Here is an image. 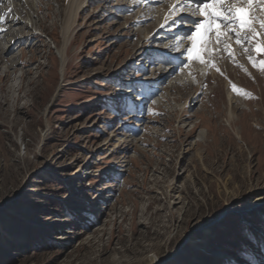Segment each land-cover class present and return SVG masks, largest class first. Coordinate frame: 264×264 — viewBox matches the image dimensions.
Instances as JSON below:
<instances>
[{"label": "rangeland", "instance_id": "1", "mask_svg": "<svg viewBox=\"0 0 264 264\" xmlns=\"http://www.w3.org/2000/svg\"><path fill=\"white\" fill-rule=\"evenodd\" d=\"M59 1H32L38 27L7 54L14 72L0 63V264H236L242 247L264 264V72L248 59L264 34L247 53L230 40L234 60L213 44L221 75L168 52L171 0H87L63 65ZM189 10L169 24L187 48Z\"/></svg>", "mask_w": 264, "mask_h": 264}, {"label": "snow or ice", "instance_id": "2", "mask_svg": "<svg viewBox=\"0 0 264 264\" xmlns=\"http://www.w3.org/2000/svg\"><path fill=\"white\" fill-rule=\"evenodd\" d=\"M136 2L137 0H134V3ZM193 5L194 11L191 14L201 19L194 21V31L181 38L192 42L190 47L180 53L186 56L189 62L195 59L201 64H211L217 72L223 75L220 68L212 63L211 53L214 51L212 45H222L228 57L234 60L230 40H234L235 44L241 46L247 53L249 49L245 44H252L257 37L264 34V0H203L201 3H196L195 0H183V2L175 0V3L170 5V15L166 17V23L161 27L167 26L168 23H175L176 21L171 18L172 15L182 14ZM178 18L182 19V16ZM256 24L259 25L260 32H257ZM254 50L264 55V41L257 43ZM175 51L180 52L179 42L175 46ZM205 55L209 56L208 60H205ZM248 59L254 68L264 72V60L257 63L251 55ZM232 90L238 94L241 91L235 84H232ZM245 252L246 249L243 247L238 250L236 264H246Z\"/></svg>", "mask_w": 264, "mask_h": 264}, {"label": "bare ground", "instance_id": "3", "mask_svg": "<svg viewBox=\"0 0 264 264\" xmlns=\"http://www.w3.org/2000/svg\"><path fill=\"white\" fill-rule=\"evenodd\" d=\"M32 1L33 0H26L25 3L23 1L22 4L21 5H18L17 6V9H15L16 10V13H14L15 10H13L12 11L13 13H12V12L5 11L7 9L9 10V6H11L12 0H2L3 6H1V8H0V63H1V67H2V69H1L2 70V73H4V74L5 73L6 74H11L12 71H13V68L15 67V66H12V64H11L12 58H9L8 59L7 58V54L8 53H11L14 50L18 49L19 47H21L22 46V42L28 39V38H21L20 39V36L22 34L27 33V32L29 34L30 31L31 32L33 31L32 30V23L34 24V27H38V25H39V23L36 22L35 19L34 20L31 19V18H33V16L29 13L28 10H26L28 7L29 8H33V9L36 8L35 7V3L32 2ZM61 1H63V0H60L59 2L61 3ZM159 1L160 0H143V1H140V2L137 1L135 3V7H139V5L140 4L142 5L144 2H147L146 5H148V6L151 5L153 7V4H155L156 2L159 3ZM173 1L174 0H171L170 3L172 4ZM181 1L183 2V0H181ZM13 2L16 3V5H17V2H21V0H13ZM61 5L62 6H61L60 10L62 12H60V14L63 15V20H61V22H62V24H61L62 25L61 26V30L62 31H61V35H60L61 36V40L59 41V44L63 45L62 46V49H61V52H60L61 53V57H62V61H63V59H65V56H67L66 55V49L71 45L72 38H73L72 37V34L75 32V30H76V28L78 26V21H79L80 15H81V11L86 8L87 0H66V3L64 2V4H61ZM11 9H13V8H11ZM11 9H10V11H11ZM190 9H191V10H189L190 13L192 11H194V5ZM152 10H154V9L151 8V11ZM150 13L151 12H147L144 16L145 17H149V18L150 17L153 18V16ZM25 14L27 15V18H30L31 19V21H29V23L25 22L24 20H22V18H20V17L26 16ZM37 14H40L38 10H37ZM169 15L170 14H167V15H163L162 16L163 19H164V21L161 18V22H160L161 24L160 25L166 23V17H169ZM176 15H179V14L176 13V14H173L172 16L174 17ZM173 17H171V18H173ZM192 18H194V17H192ZM141 21L142 20L137 21V22L139 23ZM169 24L170 23H168L167 26L162 27L159 31H162V34L164 36L163 40L170 41V43L168 45L169 47H167L168 52H172V53L174 52L173 53V56L176 57L175 56V53L177 55H181L180 53L184 52V50L187 49V47L184 44H182L181 41H178L177 32L171 31L170 29H172V27L169 26ZM146 35L149 36V32H147ZM175 41L179 42V44H180V52H176L175 51V46L177 44ZM22 54H23V52H22ZM22 54H21V56H22ZM152 54H153V52L151 50H147V52H146L145 55H142L141 54V55H138L137 57H141V58H144V59H148L149 57H153ZM181 57L182 58H185L186 56H182L181 55ZM164 60L161 59L160 61H164ZM169 61L172 62L173 68H172V71H170V72H167L169 70V68L168 69L165 68L163 70V73L164 74L166 73V76L165 77L169 76L171 74V72L176 71L179 67H181L183 65V61L184 60H181V59L178 60L177 58H173L171 56V59ZM19 62H20V60H19ZM6 63H9V64L5 67L4 65ZM64 64H65V62L63 61V65ZM157 65H159V64H157ZM22 69H24V67ZM156 86H159V85L156 84ZM7 87L9 89H13V88L16 89L17 88L15 90L16 92L17 91L18 92H21L24 89L23 86H18V87L7 86ZM122 89L124 91H122L123 95L120 96V97L121 98L124 97V99H126V98L130 99L131 96L128 95L129 92H127L128 91L127 88L122 85L121 86V90ZM17 95H18V93H17ZM151 95H157V92L154 93V94H151ZM0 96H1V94H0ZM147 96H148L147 92L144 91L141 97H140V95L135 96V98L132 97L133 99L130 100V105L132 106L131 108H134V109H137L138 110L139 108L143 107L144 106V103L151 98L150 97L148 99ZM7 99H8L7 96L5 95V93H3L2 100L0 99L1 102H2V104L5 105V103H7ZM157 103L158 102L156 100V104ZM15 105H16V103H15ZM177 204H178L177 202L174 203L173 204L174 206H172V208H175ZM111 262H112V264H116V262L114 260H112Z\"/></svg>", "mask_w": 264, "mask_h": 264}, {"label": "trees", "instance_id": "4", "mask_svg": "<svg viewBox=\"0 0 264 264\" xmlns=\"http://www.w3.org/2000/svg\"><path fill=\"white\" fill-rule=\"evenodd\" d=\"M225 225L227 226V228L229 227L232 230V232L235 234L239 233L240 230L242 231L244 230V225L238 218H231L226 222ZM217 236H219V234H217Z\"/></svg>", "mask_w": 264, "mask_h": 264}]
</instances>
